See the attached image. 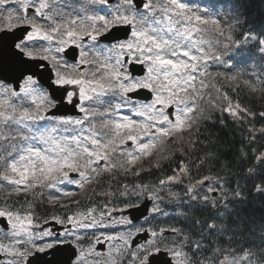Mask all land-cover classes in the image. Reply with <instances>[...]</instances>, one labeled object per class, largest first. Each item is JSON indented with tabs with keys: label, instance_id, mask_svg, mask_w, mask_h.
Wrapping results in <instances>:
<instances>
[{
	"label": "snow or ice",
	"instance_id": "snow-or-ice-1",
	"mask_svg": "<svg viewBox=\"0 0 264 264\" xmlns=\"http://www.w3.org/2000/svg\"><path fill=\"white\" fill-rule=\"evenodd\" d=\"M224 28L185 0H0V264H191L201 253L200 264H252L251 245L212 247L170 223L187 213L169 211L162 197L176 198L186 177L192 208L264 197V150L248 151L264 135L255 126L264 110L216 89L221 125L253 122L238 149L250 193L237 184L227 199L211 168L193 177L187 150L137 170L132 182L125 176L191 130L206 77L236 80L219 47ZM223 42L264 60V24ZM205 156L213 153L197 157L198 169ZM215 221L205 223L208 235Z\"/></svg>",
	"mask_w": 264,
	"mask_h": 264
},
{
	"label": "trees",
	"instance_id": "trees-1",
	"mask_svg": "<svg viewBox=\"0 0 264 264\" xmlns=\"http://www.w3.org/2000/svg\"><path fill=\"white\" fill-rule=\"evenodd\" d=\"M185 3L193 9H208L210 14L219 15L220 20L225 24L224 37L221 38L219 47L225 58L231 56L228 63L232 64L233 68L229 75L236 76V80L229 81L222 77L213 79L210 76L205 78L208 87L203 94L207 96V99L202 102L203 105L196 107L191 117L194 120V125L190 130L188 142L180 145L173 152L188 151V155L194 162L192 166L193 177L211 168V172L224 182L226 198L232 200V192L229 189L235 190L237 184L245 193H250L252 189L253 181L245 178V167L248 161L238 152V149L242 142L241 132L247 136L248 134L244 129L247 124L253 122L248 120L247 124L240 127L231 124L221 125L219 113L224 106L223 93L217 92L216 89L220 88L227 90L230 95L234 94L235 98L239 99L245 107L253 109L257 113L264 110V87H261V84L264 83V60L248 46L237 51L234 46L225 48L223 41L224 38L232 34L239 35L240 31L252 29L259 32L262 24H264V0H185ZM234 15H238V24L234 22ZM206 36L214 38L215 30L209 29ZM228 43L231 44V40H228ZM211 66L217 68V62L212 61ZM219 70L227 72L226 67H220ZM197 87H200L199 84ZM198 100L200 99L198 98ZM261 124H264V121L256 122V128L259 129ZM197 139L201 141L200 145L197 146L198 151H192V146ZM243 142L246 147L250 144V140ZM205 145L207 146L205 147ZM251 148L264 150V135L258 138L256 144H251V147H248L249 152ZM209 151L213 153V157L208 159L205 156L207 163L198 169L195 166L198 163L197 157L204 156ZM164 163L165 160L163 159L156 165ZM150 167L153 166L148 168ZM125 176L129 182L135 180V173L132 171L126 173ZM186 178L189 182V178ZM143 179L148 180L149 175L145 174ZM151 179H155V176H152ZM188 182L184 181L177 186L176 198L169 199L167 194L162 197L163 206L169 211L179 208L187 213L186 216L173 219L170 223H179L186 227L191 235H203L212 247L216 246L217 241L221 244L247 243L255 250L252 264H264V197H257L253 193L246 201H233L230 205H224V198L218 197V204L214 209L192 208L190 198L184 192ZM221 212L224 215H221ZM210 216L216 217L217 226V232L212 235H208L207 229L204 228ZM197 219H199V224L195 223ZM222 227L223 235H221ZM226 235L232 236L231 242L223 238ZM207 251L209 249H205V252ZM202 255V253L197 254L191 264H200Z\"/></svg>",
	"mask_w": 264,
	"mask_h": 264
},
{
	"label": "rangeland",
	"instance_id": "rangeland-1",
	"mask_svg": "<svg viewBox=\"0 0 264 264\" xmlns=\"http://www.w3.org/2000/svg\"><path fill=\"white\" fill-rule=\"evenodd\" d=\"M206 99H207V96H204V99H202V102H205ZM199 103H200V100L197 99V104H199ZM201 108H202V106H201ZM193 125L191 124V127H193ZM189 136H190V131H184V132H182V133H180L178 135H175L174 139L169 141L166 147H162L159 150L154 151L151 154V158L150 159L144 160L143 163H138L135 168L131 169V171L136 173L137 170H142V169H145V168H147L149 166L156 165L157 163L162 161L164 159V157H168L180 145H183L186 142H188V140L190 138ZM184 181L187 183L188 182L187 178ZM195 186L199 187V185L198 186L195 185ZM77 198L80 199L82 197H77Z\"/></svg>",
	"mask_w": 264,
	"mask_h": 264
}]
</instances>
